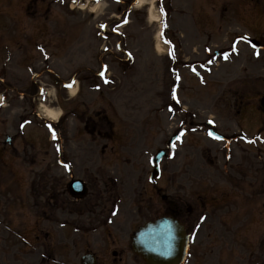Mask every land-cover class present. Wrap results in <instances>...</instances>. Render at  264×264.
<instances>
[{"label":"rangeland","instance_id":"374dc122","mask_svg":"<svg viewBox=\"0 0 264 264\" xmlns=\"http://www.w3.org/2000/svg\"><path fill=\"white\" fill-rule=\"evenodd\" d=\"M25 1L0 0V95L4 102L0 107V245L5 240L16 247L20 229L32 220L37 184L45 199L53 193V186L48 184L54 179L63 185L73 179H82L86 184L100 183V187L112 183L114 193L154 194L158 200L163 194L174 195L192 207L196 191L210 195L214 193L211 189L216 188L220 193L231 183L232 173L244 183L247 182L242 177L248 175L251 179L257 174L254 145L240 142V151L247 156L244 163L249 166L248 171L243 167L241 177L237 171L224 167V159L219 160L220 167L215 163V149L204 131L208 117L215 120L218 129L234 133L237 127L250 135L261 128L263 118L254 108H248L243 120L236 116L235 94H244L243 101L256 106L264 91V0L198 1L204 8L197 21L213 19L212 29L189 34L186 40L198 41L200 47L195 54L189 46L182 47L179 56L173 59L161 58L152 48L158 25L147 22L148 5L131 9L133 0H120L119 4L109 0L94 4L98 0H89L90 5L97 6L90 13L79 8L78 0L73 2L75 9L69 13L66 2L61 0H39L46 5L40 10L32 7L23 10L21 4ZM161 3L176 6V12L181 11L184 20L196 17L191 12L194 5L199 6L193 0H162ZM208 9H211L209 16ZM39 17L47 19L43 34L34 30V18ZM126 17L130 23L122 28L118 21ZM102 22H108V31L99 29ZM188 27L189 21L179 26L184 35L191 29ZM119 28L122 33L116 34L115 29ZM32 31V37L37 40L30 46L24 35ZM238 35H247L249 39L234 45ZM119 43L131 53L128 59ZM215 51L219 53L215 55ZM33 53H36L35 60L29 58ZM9 59L22 68L26 62L27 70L34 66L32 73L38 74V84L48 88H45L47 94L49 84L58 85L60 80L72 75L81 77L82 90L74 100H61V96H69L59 91L63 116L57 123L39 116L33 80L22 73L23 69L7 72ZM65 61L70 65L66 72ZM186 61H202L205 68H200L199 76H193L182 65ZM79 68L84 69L78 71ZM173 73L178 76L173 78ZM19 74L28 87L23 98L13 91ZM182 76L183 83L177 82ZM174 85L179 87V92L173 97L170 89ZM171 98L174 102L180 100L181 105L171 102ZM168 103L171 112L165 110ZM182 105L188 112L180 111ZM97 111L103 117L96 125L101 132L88 135L85 122ZM182 129L187 132L181 136V143L169 149L168 157L162 161V180L149 185L152 155L159 148H167L171 135ZM55 135L58 141H50V138L56 139ZM8 136L12 137L10 144L6 141ZM58 145L64 147L61 154L55 152L54 146ZM238 157L239 151L231 163L236 165L241 161ZM250 192L254 193L249 185L244 195L235 192L242 199L234 198L231 202L225 197L221 200L218 194L212 207L206 205L207 222L200 229L192 225L195 214L185 211L192 236L184 264H264V229L254 230L249 221L252 211L264 203V196L259 201L245 198ZM80 204L72 202L74 227L88 221L78 208ZM230 209L235 214L226 211ZM213 211L216 216L210 223ZM132 215L127 218L130 228L150 217L145 212ZM247 220L249 227L245 234L242 221ZM48 224L43 219L42 225ZM124 237L128 240V236ZM85 240L80 232H73V264H80ZM90 246L95 251L105 249L100 245Z\"/></svg>","mask_w":264,"mask_h":264},{"label":"flooded vegetation","instance_id":"af4514ba","mask_svg":"<svg viewBox=\"0 0 264 264\" xmlns=\"http://www.w3.org/2000/svg\"><path fill=\"white\" fill-rule=\"evenodd\" d=\"M23 6L30 8L28 7L29 4ZM236 102L244 103L242 98H237ZM261 102L264 104V97L261 98ZM240 106L243 108V105ZM91 120L97 122V119ZM92 131H95V127ZM262 133H264V122L260 135L253 138L252 144L256 149L258 171L249 179L248 175L245 178L242 177L243 167L245 166L247 171L249 169V166L244 163V161L247 162V156L240 151L242 147H239L237 151H232L229 145L234 137L228 135V131H222V134L218 136L219 138L217 137V141L222 140L226 145L214 146L215 163L218 162L220 167L219 160L224 159V167L226 169L230 167L231 171L240 173L242 179L247 183L241 181L237 174L232 173L231 183L220 193L217 192L216 188L211 189L214 193L210 195H203L200 191H196L192 200V207L186 202H182L178 196L169 194L161 195L160 200H158L154 199V194L146 195L140 192L121 195L114 193L116 190L113 189L112 183H106L103 187H100V183H88L84 189V194L75 196L70 181L63 185L57 179L48 184V186H53V193L42 199L40 185L37 184L32 220L30 224L23 225L20 229L15 248L10 242L2 240L0 245L2 264H73V246L75 244L73 232H80L86 239L82 243L84 244L83 253L92 252L94 264H144L130 249V240L135 227H129L130 222L127 220L129 214L132 213V216L135 217V215L145 212L150 216V219L171 215L188 228L189 215L187 216L185 211L192 212L195 214L192 225L194 228L200 229L202 224L207 222L206 205L212 207L218 194L221 200L225 197L230 200L229 202L233 201L234 198L242 199L236 193L244 195L245 190L250 185L254 193H248L245 198H256L259 201L264 196V135L262 136ZM248 143L249 139L246 144L248 145ZM238 151L240 154L238 159L240 158L242 162L239 161L234 165L231 160L236 158V155L238 156ZM216 169L219 170V168ZM216 182H220V179ZM212 183L215 185V182ZM62 185L63 187H61ZM73 201L81 202L78 208L82 210V214L84 213L83 216L88 218V221L82 226L76 225L74 227L72 225ZM154 210L157 214H154ZM226 211L235 214L231 209ZM241 212L247 213L248 211L242 210ZM212 214L210 223H213L216 212L213 211ZM250 218L251 228L254 226V230L257 228L264 229V203L252 211ZM43 219H47L49 224L42 225ZM249 221H242V230L245 234L248 233ZM128 228L130 229L128 230ZM124 236H128V240H125ZM90 245H100L105 248V251H95ZM79 263L82 264V257L79 258Z\"/></svg>","mask_w":264,"mask_h":264},{"label":"water","instance_id":"95a60500","mask_svg":"<svg viewBox=\"0 0 264 264\" xmlns=\"http://www.w3.org/2000/svg\"><path fill=\"white\" fill-rule=\"evenodd\" d=\"M162 155L160 152L155 161ZM133 248L147 264H181L188 251V235L176 219L161 218L137 230Z\"/></svg>","mask_w":264,"mask_h":264},{"label":"bare ground","instance_id":"6f19581e","mask_svg":"<svg viewBox=\"0 0 264 264\" xmlns=\"http://www.w3.org/2000/svg\"><path fill=\"white\" fill-rule=\"evenodd\" d=\"M144 2L146 1L145 0L139 1V4H143ZM96 7L97 6H89L85 4L81 6V9L84 10L86 8H89L90 9L89 11L93 13L96 10ZM160 16L161 15L157 12L156 7L152 3L150 10H149V20L151 22H156L159 20ZM155 45H156V50L161 54L165 53L168 49L167 45L164 42L162 35L160 34V30L158 31V34L156 35ZM76 91H77V86L72 87L70 89L71 95L74 96L76 94ZM39 114L43 119L48 120V121H53V122H56L60 115V113L56 112L54 109H51L46 106H42L39 108Z\"/></svg>","mask_w":264,"mask_h":264},{"label":"snow or ice","instance_id":"6c2138e0","mask_svg":"<svg viewBox=\"0 0 264 264\" xmlns=\"http://www.w3.org/2000/svg\"><path fill=\"white\" fill-rule=\"evenodd\" d=\"M101 75H103V72L101 73Z\"/></svg>","mask_w":264,"mask_h":264}]
</instances>
